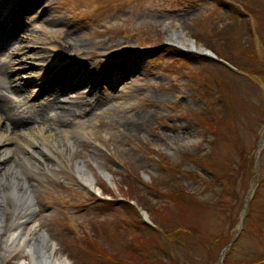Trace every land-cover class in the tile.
Listing matches in <instances>:
<instances>
[{"label": "rangeland", "instance_id": "rangeland-1", "mask_svg": "<svg viewBox=\"0 0 264 264\" xmlns=\"http://www.w3.org/2000/svg\"><path fill=\"white\" fill-rule=\"evenodd\" d=\"M236 1L228 5L220 0H64L66 8L63 10L57 7V1L54 8L48 9L46 18L62 21L45 25L44 31L35 35L39 36V44L30 39L23 44V48L26 45L43 47L45 40L57 34L60 27L73 32L82 43V47L73 49L71 55L74 59L85 58L87 64L92 65L90 69L94 64L104 71L116 73L122 72L126 60L134 58L137 64L132 72L127 70L128 74L122 75L132 88L126 99L112 101L115 107L111 105L106 112L72 122L85 131L84 136L73 139V147L58 130L47 133L48 138L51 136L52 146L61 150L57 167H48L42 160L38 161L41 165L38 169L30 165L28 178L35 187L36 220L56 242V253L66 257L71 264H96L101 260V250L122 258L126 255L125 251L120 253L124 245L138 241L143 244L138 239L141 234L135 229L140 211H145V206L151 210L162 208L161 201L146 188L153 181L159 182L163 174L167 176L174 171L171 166L181 168V182L187 193L199 196L198 190H204V187L198 188L199 182L195 178L200 177L199 174L205 177L201 170L203 163L222 174L226 166H233L234 157L229 154H236L231 150L237 142L241 148L253 152L256 138L264 132V28L258 32L260 37L251 36L246 28L234 35L244 41L251 36L250 42L255 44V61L251 65H257L261 72L244 76H234L223 68L219 69V65L204 60L187 62L179 58L181 53L173 50L178 48L170 38L172 30L180 29L197 48H206L209 40H217L218 33L226 34L232 29L228 27L229 19L235 14V7L240 8L238 3L241 0ZM260 1L264 4V0L258 3ZM72 2L79 5L75 20L68 16ZM241 2L244 14L248 8L252 9L249 6L252 0L246 6ZM259 11L253 9L250 26L254 30L264 22V18H260L264 14ZM218 22L215 30L213 26ZM143 41L148 43L147 47L140 45ZM62 50L63 47L59 54ZM140 50L147 52L139 53ZM121 53L125 54V59L121 58ZM226 57L228 61L241 58L239 54ZM29 61L33 62L32 57ZM202 71H221L225 74V77L221 76L224 83L232 84L229 101L235 113L230 128L218 130L210 124L209 129L208 122L203 120L211 106L193 85ZM242 86L241 93L238 87ZM141 113H148L151 120L143 129L133 132L130 129L134 122L132 117ZM45 128H41L42 132ZM79 162L95 179L92 187L85 186L87 184L78 173ZM162 165L168 167L169 172L162 171ZM251 165L249 186L257 180L254 162ZM260 165V180L250 198L246 225L237 238L239 229L227 221L225 223L226 214L220 213L219 207L204 203L210 200L208 193L201 195L204 204L199 203L191 210L185 202H180V207L179 203L169 204L171 208L166 212L167 217L175 218L181 231L191 232L195 228L205 236L225 235L217 245H204L200 252L204 257L201 254L203 260L199 264L218 261L243 264L248 256L264 255V152ZM102 171L110 180L102 177ZM136 182L143 192L137 190ZM248 185L239 191L240 195L246 194ZM124 197L135 200L131 203L133 208L129 205L123 207ZM95 198L110 200L112 204L97 206L93 203ZM140 198L144 207L138 203ZM241 205L242 200L234 213L235 218ZM146 213L153 221L150 213ZM15 216L21 217V211ZM146 234L141 240L147 238ZM233 238L236 239L232 248L224 253L219 250L226 240ZM88 240L93 245L96 242L95 248H91ZM20 259L19 252L6 259L4 264H17ZM23 259L30 264L27 256Z\"/></svg>", "mask_w": 264, "mask_h": 264}, {"label": "bare ground", "instance_id": "bare-ground-1", "mask_svg": "<svg viewBox=\"0 0 264 264\" xmlns=\"http://www.w3.org/2000/svg\"><path fill=\"white\" fill-rule=\"evenodd\" d=\"M170 38L182 47L193 48L192 42L186 38L180 29L172 30ZM64 43L65 51L60 57V61H55L53 64L55 67H61L60 70L64 69L63 72L57 75L56 79H60L64 85L69 87L72 97L65 100L69 97L68 93H61V91H58V85L52 84L50 91L55 93V100L47 102L45 107L37 112L38 116L41 117V126L55 122L54 118L51 119L48 116L50 111L57 112L56 122H60L64 117L72 116L73 113L86 107L93 112L98 109L108 110L112 105V101L119 102L126 99L125 97L127 94L129 96L132 90L131 85L128 83L123 85V90H118L119 80H116L117 77L115 76L112 81L114 86L106 81V77H103L101 81L96 80L91 83V77L95 75L97 69L89 74L86 70V67H88L86 60L75 62V60L70 59V63L66 65L69 62V58H67L70 52L69 49L82 47V43L70 31L65 35ZM195 47L197 49V45ZM43 50H41L42 57L39 58L40 60L46 55ZM82 63L83 65H81ZM63 64L65 65L63 66ZM127 65L128 63L126 67ZM132 68H135V64H132L129 70H132ZM69 71L76 73L80 79L77 82L69 79L67 76ZM117 76L121 78L120 75ZM88 80L90 81L89 84L86 83ZM80 84L82 89L85 90L84 86L89 89L85 93L89 97L82 96ZM95 84H97L96 88L94 87ZM99 84L102 86L103 84L107 85L111 91H115L117 98L114 97L111 100V95L101 91L93 93V87L97 89ZM6 106L5 98L0 96V264H4L6 259L19 252L21 253V259L17 264H28L23 259L24 256L29 258L30 264H67V259L63 256H57L53 252L52 245L41 235V229L36 220L35 187L28 178L31 170L30 165L32 168L37 167V169L41 166L38 161L46 162L48 167L51 168L57 167L60 160L58 154L61 153V150L57 146L55 148L52 146V142L49 140L51 136L48 138V135H43L42 131L33 132L31 124H26L27 122L13 123L14 118L8 117ZM48 109L50 111L46 114L45 112ZM132 119H134V122L130 124V129L133 132L143 129L151 120L148 113L138 114L136 118L132 117ZM74 126H69L62 121L57 129L59 135H63L71 147L74 144L73 139L85 135L82 128ZM49 170L51 169L49 168ZM77 171L87 186L92 187L95 179L83 163L79 162L77 164ZM101 175L104 179L110 180L104 171L101 172ZM20 211L21 217L17 218L15 214Z\"/></svg>", "mask_w": 264, "mask_h": 264}, {"label": "trees", "instance_id": "trees-1", "mask_svg": "<svg viewBox=\"0 0 264 264\" xmlns=\"http://www.w3.org/2000/svg\"><path fill=\"white\" fill-rule=\"evenodd\" d=\"M252 1L254 3L258 2V0ZM261 9L264 14V9L262 7ZM250 23L251 22L238 23V26L236 25L237 28L233 26L235 24L232 26L228 25V27L232 29L226 32L225 35L219 33L217 40L210 41V43L212 42L213 44H208V46H211L210 48L220 57L227 58L226 56L239 54L241 58L236 59V57L230 61L234 62L238 69L246 71L247 73L256 74L261 72V70L257 65H251L255 61L253 54L256 53L253 51L255 44L252 45L250 41L251 36L255 34L257 37H260L258 32L261 28H264V22L255 30L250 26ZM242 28L249 29V33H251L247 41L234 36L237 35L239 30H243ZM229 59L232 58L229 57ZM203 76L208 79L212 75L204 73ZM221 76L225 77V74L218 73L214 76L215 80L209 78L208 82L205 84L206 93L210 92L209 97L211 100H209V105L211 107L205 112L203 120L208 122L209 129L211 128L210 124L214 126V129L218 130H222L224 127L230 128L231 122L234 120L232 115L235 113V109L230 108L232 103L229 101L230 94L233 93L231 88L232 84L229 86L225 84ZM234 76L239 75L234 74ZM243 88V86L240 88L238 87L239 92L242 93ZM246 94L247 93H245V95ZM246 98L247 101H249L248 96ZM231 151L236 153L229 154L234 157L233 166H226L222 174H219L211 170L209 168L210 165L201 163L210 177L209 179L197 177L196 181L199 182L200 187H204V190L202 189L198 194L202 195L203 193H208V199L210 200L204 203L219 207V212L226 214L225 223L227 221L230 225H233L238 222V219L234 217V213L241 203L239 191L242 190L245 185L249 184L248 173L250 172L249 175L251 174L250 167L253 163L247 155L246 148H241L240 143L237 142ZM161 167L162 171L169 172V168L165 165ZM171 168L174 171L167 176L163 174V178L155 183L154 186L150 187L152 193L156 195L154 196L161 200V205L164 210L160 212L162 208L156 210L147 209L153 218L156 228L147 225L144 221H139L135 229L141 234L138 239L142 241L143 244L140 245L138 241L139 243L133 242L131 245H124L120 253L125 251L126 255L122 258L109 255L107 252L103 251V260L108 262L105 264H199L204 257L202 253L203 257L200 254L201 250L204 249V245H217L218 241L223 240V237L225 239V235H222L223 237L221 235L205 236L201 231H197L195 228H193L191 232H187V230L183 232L181 231V225H178L174 221L175 218L171 219L170 216L167 217L166 212L171 208L169 204L179 203L178 205L180 207V202H185L189 210H191V208H196L199 203H203L200 195L197 196L187 193L182 186V182L179 179V175L183 173L181 168L179 166H171ZM133 190L134 189H132V191ZM142 198H140V202H142ZM194 224L195 223L191 224V226H194ZM144 233H147L145 235L147 238L141 240ZM162 234L164 235L162 236ZM229 241L230 240H226L222 246L227 245ZM255 257L256 256L246 257L243 264H264V255L257 256V258Z\"/></svg>", "mask_w": 264, "mask_h": 264}]
</instances>
